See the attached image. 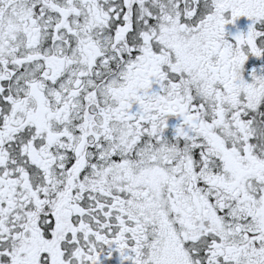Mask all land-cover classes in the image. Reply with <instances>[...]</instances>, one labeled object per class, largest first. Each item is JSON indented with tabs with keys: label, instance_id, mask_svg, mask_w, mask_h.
Returning <instances> with one entry per match:
<instances>
[{
	"label": "snow or ice",
	"instance_id": "6c2138e0",
	"mask_svg": "<svg viewBox=\"0 0 264 264\" xmlns=\"http://www.w3.org/2000/svg\"><path fill=\"white\" fill-rule=\"evenodd\" d=\"M0 264H264V0H0Z\"/></svg>",
	"mask_w": 264,
	"mask_h": 264
}]
</instances>
